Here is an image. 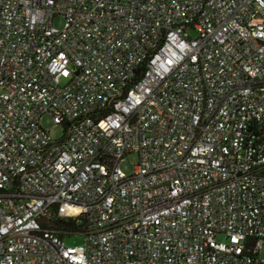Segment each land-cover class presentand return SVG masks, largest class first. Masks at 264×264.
Masks as SVG:
<instances>
[{"label": "built area", "instance_id": "obj_1", "mask_svg": "<svg viewBox=\"0 0 264 264\" xmlns=\"http://www.w3.org/2000/svg\"><path fill=\"white\" fill-rule=\"evenodd\" d=\"M0 264H264V0H0Z\"/></svg>", "mask_w": 264, "mask_h": 264}, {"label": "rangeland", "instance_id": "obj_2", "mask_svg": "<svg viewBox=\"0 0 264 264\" xmlns=\"http://www.w3.org/2000/svg\"><path fill=\"white\" fill-rule=\"evenodd\" d=\"M53 26L61 30L64 26V19L62 16H57L53 19ZM41 127L46 131H49L50 136L54 139H59L64 134V129L61 125H55L50 114H45L41 119ZM137 156L135 154H130L122 162H120V169L127 175L131 174L133 171V165L137 163ZM67 246H78L82 244V238L79 236H74L64 240Z\"/></svg>", "mask_w": 264, "mask_h": 264}, {"label": "trees", "instance_id": "obj_3", "mask_svg": "<svg viewBox=\"0 0 264 264\" xmlns=\"http://www.w3.org/2000/svg\"><path fill=\"white\" fill-rule=\"evenodd\" d=\"M67 226H74L75 227V224L74 223H68Z\"/></svg>", "mask_w": 264, "mask_h": 264}, {"label": "water", "instance_id": "obj_4", "mask_svg": "<svg viewBox=\"0 0 264 264\" xmlns=\"http://www.w3.org/2000/svg\"><path fill=\"white\" fill-rule=\"evenodd\" d=\"M39 222H41V223H42V222H43V219H40V220H39Z\"/></svg>", "mask_w": 264, "mask_h": 264}]
</instances>
